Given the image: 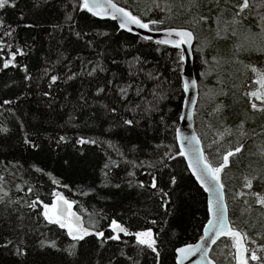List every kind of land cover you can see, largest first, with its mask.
I'll use <instances>...</instances> for the list:
<instances>
[{"label": "trees", "instance_id": "16d2710c", "mask_svg": "<svg viewBox=\"0 0 264 264\" xmlns=\"http://www.w3.org/2000/svg\"><path fill=\"white\" fill-rule=\"evenodd\" d=\"M114 1L151 28L193 32L194 128L213 167L233 151L221 172L229 222L248 264H264V99L251 95L264 96L252 70L264 73V0L242 12L243 0ZM181 67L178 49L80 0L0 8V264H174V249L201 236L206 196L175 142ZM57 193L89 229L83 240L44 217ZM148 230L155 251L135 238ZM234 253L221 237L209 256L235 264Z\"/></svg>", "mask_w": 264, "mask_h": 264}, {"label": "snow or ice", "instance_id": "6c2138e0", "mask_svg": "<svg viewBox=\"0 0 264 264\" xmlns=\"http://www.w3.org/2000/svg\"><path fill=\"white\" fill-rule=\"evenodd\" d=\"M8 0H0V8L5 7ZM14 6V5H13ZM83 8L87 9L93 15H100L102 12L110 10L112 13V18L120 20V27L127 28L128 31L132 29L129 25H138L140 28H148L149 24L142 22V20L133 15L130 11H127L125 8L118 7L112 0H105V3H100L99 0H83ZM249 7L248 0H243V3L239 6L240 12ZM239 13H237L238 15ZM203 19V17H202ZM237 23L239 21H236ZM152 24L158 23V21H150ZM162 23V21H159ZM234 34V33H233ZM175 35L177 39H171V37ZM168 38L159 40L157 43L159 44H171L176 48H180L181 45H191L194 36L191 31L187 30H177V29H169L167 31ZM183 58V57H181ZM5 67L8 66V63H5ZM253 72H257L258 80L257 83L264 88V73H259L255 68L252 69ZM53 81L57 78L52 77ZM195 83V82H193ZM188 85L185 83V89H187ZM252 96L257 97L258 99H264V96H261L257 92H252ZM7 103V102H6ZM253 108L256 107L255 104L252 105ZM125 123L131 124L132 121H126ZM184 140H187L188 147L185 149L183 141L181 142V148L179 154L182 156L188 157V166L192 169L195 174L197 180L204 186L205 190L209 193H212L214 190L217 192V200L215 204L210 199L209 200V212L213 214L214 219L208 221V227L205 229V235H210L211 242L214 244L221 236H231L236 239V246L243 250V246L241 244V233L232 229L226 218V205L223 203V184L220 182V173L227 165L228 159L234 153L229 151L223 157V163L220 164L219 167H213L212 164L208 161V158L204 155L203 150L199 147V140L194 135L192 137H184ZM241 147H237L235 152H240ZM175 180L173 179V183ZM155 187V184L152 185ZM245 187L251 188L252 181L247 180ZM260 204L264 205V198L259 199ZM73 202L65 199L59 193L56 194V201L51 205L44 204V217L50 222L54 224H58L61 228H66L69 236L72 237L73 240H83L86 236L90 234L89 229L85 228L81 218L72 211ZM111 227L118 232H122L128 234V229L124 226L118 224L115 220L112 221ZM97 236H103L102 232H97ZM111 239H119V236L110 237ZM135 238L140 245H145L148 248H151L155 251L154 245L156 244L155 239L153 238V233L151 230L142 231L135 233ZM204 237H201L203 240ZM55 246V245H53ZM203 248L202 244L196 245H187L184 248L177 249L180 253L178 257L179 264H183V261L192 254H195L198 251H201ZM253 260H256L257 257L255 253L252 254L251 257ZM209 264H212L209 261ZM240 264H247L243 255L240 257Z\"/></svg>", "mask_w": 264, "mask_h": 264}, {"label": "water", "instance_id": "95a60500", "mask_svg": "<svg viewBox=\"0 0 264 264\" xmlns=\"http://www.w3.org/2000/svg\"><path fill=\"white\" fill-rule=\"evenodd\" d=\"M80 1H81V6H82L83 0H80ZM99 2L103 4V3H105V0H99ZM112 2L115 3L118 7L125 8V7L121 6L120 4H118L117 2H115L114 0H112ZM82 8H83V6H82ZM85 10L91 16H93L97 19L110 20V21L115 22L116 25L118 26V28L122 31H125V32L130 33V34L135 35V36H138L144 40H150V41H153L156 43L159 40H163V39L168 38L167 31L169 29H177V30L183 29V30L191 31L190 29L185 28V27H164V28L154 29V28L150 27V23L148 21H143V20H142V22L149 24L148 28H140L138 25L133 24V25H129V27L132 30L128 31L127 28H121L120 27L119 18H117V19L112 18V13L110 10L102 12L100 15H93L87 9H85ZM126 10L129 11L128 9H126ZM193 36H194V34H193ZM171 39H177V37H175V35H173L171 37ZM193 44H194V39H193L191 45H181L180 48H176L171 44H163V45H167L171 48L178 49L180 51V60L182 62L180 76H181V81H182L183 99L181 102L180 114L178 116V123H177V126L175 128V132H174L175 133V142H176V145H177L179 152H180L182 141L184 143L185 149H187V147H188L187 140H184V137H192L193 135L198 138L199 147L203 150L200 138L197 135L195 128H194V112H195V107H196L197 100H198V87H197V80L195 77V73L193 70V54H192ZM181 57H183V58H181ZM193 82H195V83H193ZM185 83H187V85H188L187 89H185ZM179 152H178V154H179ZM228 152H226L224 155H226ZM224 155L222 156V161L220 164L223 163ZM180 156L183 158L185 165H186L189 173L191 174L192 178L197 183V185L202 189V191L204 192V194L206 196L207 219H206L205 223L203 224L201 236L199 238H197L193 242H189V243H185V244H182L180 246H177L174 249V255H175L174 264H179L178 257L180 256V253L177 251V249L184 248L190 244L191 245L202 244L203 248L201 249V251H198L195 254L189 255L183 261V264H209V261H211L212 264H216L215 261L209 256V252H210L211 247L213 246V243L211 242L210 235H205V229L208 227V221L214 219L213 214L211 212H209L208 209H209V200L210 199L215 204V202L217 200V192L215 190L212 193H209L208 191H206L204 186L200 183V181L197 180L192 169L188 166V157L182 156V155H180ZM220 164L217 165L216 167H219ZM220 182L222 183L221 173H220ZM221 191L223 193V203L226 205V209H227L226 218H227L229 226L231 227L230 222H229V218H228V208H227V204L225 201L224 187ZM55 200H56V197H55ZM73 212H75V211H73ZM77 215L80 217L79 214H77ZM232 229L238 231L235 228H232ZM111 230L116 232V233H122V232H118L117 230H114L112 227H111ZM238 232H240V231H238ZM122 234H125V233H122ZM201 237H204V239L201 240ZM221 237L233 238L234 250H235V253H234L235 254V257H234L235 258V264H240L241 254L243 255L244 259L246 260L245 243H244L242 234H241L242 238H241L240 242L243 246V250H241L240 248H238L236 246V239L234 237H231V236H221ZM247 264H248V262H247Z\"/></svg>", "mask_w": 264, "mask_h": 264}, {"label": "rangeland", "instance_id": "374dc122", "mask_svg": "<svg viewBox=\"0 0 264 264\" xmlns=\"http://www.w3.org/2000/svg\"><path fill=\"white\" fill-rule=\"evenodd\" d=\"M56 200H55V197H53V199H52V201L49 203V205H51L53 202H55ZM72 211H74L73 210V208H72ZM66 229V228H65ZM67 230V229H66Z\"/></svg>", "mask_w": 264, "mask_h": 264}]
</instances>
